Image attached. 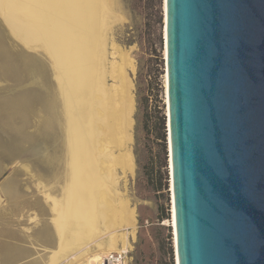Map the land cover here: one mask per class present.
I'll list each match as a JSON object with an SVG mask.
<instances>
[{"label":"rangeland","instance_id":"1","mask_svg":"<svg viewBox=\"0 0 264 264\" xmlns=\"http://www.w3.org/2000/svg\"><path fill=\"white\" fill-rule=\"evenodd\" d=\"M106 1L104 81L119 85L114 69L122 64L131 100L121 148L130 153L131 166L116 165L114 190L132 209L134 226L115 231L129 244L124 264H175L163 1ZM18 37L29 48H18L0 24V264H82L80 251L57 254L51 207L62 198L68 171L52 61L40 42Z\"/></svg>","mask_w":264,"mask_h":264},{"label":"water","instance_id":"2","mask_svg":"<svg viewBox=\"0 0 264 264\" xmlns=\"http://www.w3.org/2000/svg\"><path fill=\"white\" fill-rule=\"evenodd\" d=\"M164 43L176 264H264V0H164Z\"/></svg>","mask_w":264,"mask_h":264},{"label":"bare ground","instance_id":"3","mask_svg":"<svg viewBox=\"0 0 264 264\" xmlns=\"http://www.w3.org/2000/svg\"><path fill=\"white\" fill-rule=\"evenodd\" d=\"M105 2L0 0V14L11 31L25 42H40L52 61L63 108L68 171L63 176L62 198L53 200L51 207L57 254L80 251L78 257L85 256L82 264H99L109 252H127L128 242L115 230L122 224L134 226L132 209L114 190L116 165L123 169L131 166L130 153L121 151L129 136L131 100L122 64L115 62L119 85L106 86L104 81L103 46L109 12ZM164 78L166 102V72ZM171 213L174 231L172 201ZM173 242L176 252L174 232Z\"/></svg>","mask_w":264,"mask_h":264},{"label":"built area","instance_id":"4","mask_svg":"<svg viewBox=\"0 0 264 264\" xmlns=\"http://www.w3.org/2000/svg\"><path fill=\"white\" fill-rule=\"evenodd\" d=\"M125 257L126 252L124 251L109 252L101 257L99 264H124Z\"/></svg>","mask_w":264,"mask_h":264},{"label":"snow or ice","instance_id":"5","mask_svg":"<svg viewBox=\"0 0 264 264\" xmlns=\"http://www.w3.org/2000/svg\"><path fill=\"white\" fill-rule=\"evenodd\" d=\"M219 175H223V171L221 170V172L219 173Z\"/></svg>","mask_w":264,"mask_h":264}]
</instances>
